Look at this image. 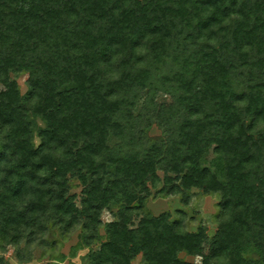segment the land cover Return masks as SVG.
<instances>
[{
	"label": "trees",
	"instance_id": "1",
	"mask_svg": "<svg viewBox=\"0 0 264 264\" xmlns=\"http://www.w3.org/2000/svg\"><path fill=\"white\" fill-rule=\"evenodd\" d=\"M0 87L1 252L264 264V0H0ZM193 189L220 198L208 250L147 206Z\"/></svg>",
	"mask_w": 264,
	"mask_h": 264
},
{
	"label": "rangeland",
	"instance_id": "2",
	"mask_svg": "<svg viewBox=\"0 0 264 264\" xmlns=\"http://www.w3.org/2000/svg\"><path fill=\"white\" fill-rule=\"evenodd\" d=\"M17 81L20 84L22 92H25L27 85V74L22 73L16 76ZM1 88V87H0ZM42 122L38 119H35V136L38 141V133L41 129ZM151 135H160L161 129L158 126H153L150 131ZM213 153L208 155V158H212ZM162 175V173H161ZM82 185L77 179L72 180V189L71 193L76 196L79 200L81 196ZM190 202L183 203L179 196H151L147 206L154 214L158 215L163 211H170L173 216H178L180 213L178 211L186 212V222L189 230H196L197 227L202 224L206 226L208 230V239L205 242L206 249H209L211 238L218 226L217 218V203L220 200L219 194H204L197 189H193L189 192ZM140 214L135 213L136 221L139 219ZM106 220L113 218L110 214L105 215ZM78 240L77 233H73L67 240L64 241L63 246L59 247V250L64 252L67 255V259L63 262H58L51 259V256L46 252L45 247L41 242L35 241L34 243H27V237L21 244L22 255L24 256L25 264H88V250H81L78 253L72 252V246L76 244ZM17 251L14 247L9 246L5 252L0 251V255H4L10 264H19V259L17 257ZM181 257L189 261H198V257L187 255L185 252H182ZM141 258L138 257L135 261V264H139Z\"/></svg>",
	"mask_w": 264,
	"mask_h": 264
}]
</instances>
